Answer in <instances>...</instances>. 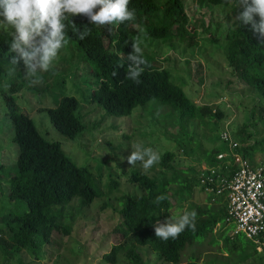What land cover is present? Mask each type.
Wrapping results in <instances>:
<instances>
[{"label":"rangeland","instance_id":"1","mask_svg":"<svg viewBox=\"0 0 264 264\" xmlns=\"http://www.w3.org/2000/svg\"><path fill=\"white\" fill-rule=\"evenodd\" d=\"M184 2L189 16L188 29L195 32L193 42L190 39L165 42L144 36L142 49L156 60L158 68L170 71L173 82L183 87L190 99L201 107L212 109L216 115L190 123L187 129L195 141L186 149L176 142L181 124L178 113L170 106L151 101L137 107L129 117L116 118L106 117L97 104H90L89 97L98 74L83 63V51L75 41L60 52L53 68L42 74V82L31 86L30 80L25 78L24 66L15 70L7 58H0V223L6 209L14 207L7 196L8 175L15 170L19 154L8 114L11 100L32 118L44 138L59 142L68 157L90 170L95 188L103 194L89 206H83L79 199H75L62 221V225L70 230L69 234L54 232L40 252V258L23 251L17 261L22 264H108L105 255L114 246L112 231L120 221L125 198L142 195L138 185L129 181L132 174L141 171L149 177L163 174L172 177L175 172L166 174L160 162L147 172L139 162L135 166L129 165L127 157L134 150L133 145L152 148L161 157L169 151L174 152L173 164L179 168L180 174L189 177L193 174L182 170L207 168L206 153L213 148L228 147L221 140L223 133H228L240 146L243 139H247V145L260 143L255 161H264V101L255 89L238 77L226 59L228 43L224 34L236 26L233 21L237 15L234 12L236 7L233 4L217 6L207 0L203 3L199 0ZM5 82L10 86L4 87ZM63 94L80 102L78 114L85 130L76 138L60 134L47 112L56 106V100ZM198 142L202 143L201 148H197ZM114 181L119 186L111 191L110 185ZM192 204L211 206V197L196 187L191 202L176 206L170 215H183ZM7 232L1 233L7 236ZM233 232V228L228 231L225 226H218L214 235L186 249L182 263L264 264V249H258L257 255L245 261L244 253H228L224 238L234 237ZM137 250L143 257V264H169L149 247L138 246ZM126 252L127 248L119 254L116 264H132Z\"/></svg>","mask_w":264,"mask_h":264},{"label":"trees","instance_id":"2","mask_svg":"<svg viewBox=\"0 0 264 264\" xmlns=\"http://www.w3.org/2000/svg\"><path fill=\"white\" fill-rule=\"evenodd\" d=\"M199 1L203 3L205 0ZM207 1L217 6L231 5L225 0ZM129 8L135 9L136 23L145 29L146 37L165 42H185L188 39L193 42L195 32L188 29L189 16L184 0H131ZM238 11L234 9L236 14ZM74 23L82 30L87 21L76 18ZM139 34L138 28L126 22L110 26L106 30L93 27L92 34L80 41L72 34V27L69 25L67 45L72 41L77 42L83 51V63L98 74L89 97L90 104H97L106 117L116 118L129 117L137 107L145 106L151 101L170 106L173 112L178 113L181 124V130L177 134L179 139L176 142L182 149H186L195 141V137L188 132L190 123L216 115L212 109L201 107L190 99L183 87L173 82L170 71L158 68L156 60L144 51L147 66L140 76L141 83L136 84L126 79L128 68L134 66L133 62L128 60V56L133 52L132 38ZM224 39L228 43L226 59L229 67L247 86L255 89L264 101V37L252 32L250 27L236 25L225 32ZM11 43L7 31L1 30L0 58H7L16 70L24 64L18 53L10 51ZM13 59L20 62L13 64ZM121 64L123 66H120ZM1 72L0 66V75ZM113 72L116 75H113ZM55 104L56 106L47 109V112L57 131L71 138L82 134L85 125L78 114L80 102L73 96L63 94ZM8 114L12 120L14 143L19 154L15 170L8 175L7 196L14 203V207L6 209L7 213L1 218L0 225L6 230L0 226V264H22L16 259L23 251H29L36 258H40V252L50 242L54 232L65 231L69 234L70 230L62 225V221L75 199H79L83 206H89L103 194L95 188L90 170L77 165L68 157L59 142L44 138L32 118L19 110L14 100H11ZM242 143L236 152L249 159L255 166V155L260 143L247 145V139H243ZM201 145L202 143L198 142L197 148H201ZM228 148L229 146L208 151L205 155L208 167L217 166V156L225 151L230 153ZM194 152L193 150L192 154ZM175 157L176 154L169 151L160 160V166L166 174L175 171L172 177L165 174L149 177L141 171L134 172L130 177L129 181L138 185L142 195L139 198H125L120 211V221L112 231L114 246L105 255L108 264H116L119 254L126 248V255L132 264H143L138 246L149 247L164 262L183 264V254L188 247L205 240L209 235H214L218 226H225L228 231L233 228L226 221V197H211V206L192 204L188 210H195L197 213L194 232L185 230L177 239H169L167 242L155 237L152 225L157 220L163 222L170 217V211L176 206L191 202L194 189L201 188V170H182L191 172L193 177L185 173L180 174L179 168L173 164ZM118 186L119 183L114 181L110 190ZM160 195L166 196L167 199L159 204L154 203ZM7 230V236L2 235L1 232ZM224 240L228 253H244V261L259 253L257 244L241 234L226 236Z\"/></svg>","mask_w":264,"mask_h":264},{"label":"clouds","instance_id":"3","mask_svg":"<svg viewBox=\"0 0 264 264\" xmlns=\"http://www.w3.org/2000/svg\"><path fill=\"white\" fill-rule=\"evenodd\" d=\"M233 4L238 14L233 17L239 27L264 37V0H225ZM131 0H0V30H6L11 38L10 51L19 54L26 70V79L31 84L41 83L42 74L49 72L58 60L61 50L67 45L68 28L80 41L92 34V28L108 29L110 26L132 24L140 35L132 38L133 52L128 60L133 62L127 70L126 79L140 84V76L147 66L141 43L146 31L136 23V11L130 9ZM259 18L258 20L256 18ZM76 18L87 21L81 30L74 23ZM20 61L13 59V64ZM143 65L144 67H141ZM120 66H123L122 64ZM113 75H116L113 72ZM10 85L5 82L4 87ZM134 150L127 157V163H140L145 172L158 164L160 154L152 148L133 145ZM167 199L156 197L154 203ZM197 213L186 211L179 217L170 216L163 222L152 225L155 237L163 242L177 239L185 230H196Z\"/></svg>","mask_w":264,"mask_h":264},{"label":"built area","instance_id":"4","mask_svg":"<svg viewBox=\"0 0 264 264\" xmlns=\"http://www.w3.org/2000/svg\"><path fill=\"white\" fill-rule=\"evenodd\" d=\"M221 140L230 153L219 154L217 166L201 170V189L210 197L225 196L226 221L233 226V234H241L264 249V161L253 166L236 152L240 145L228 133L221 134Z\"/></svg>","mask_w":264,"mask_h":264}]
</instances>
